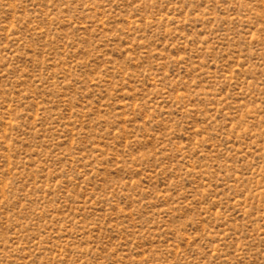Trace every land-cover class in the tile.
<instances>
[{"label": "rangeland", "instance_id": "1", "mask_svg": "<svg viewBox=\"0 0 264 264\" xmlns=\"http://www.w3.org/2000/svg\"><path fill=\"white\" fill-rule=\"evenodd\" d=\"M0 264H264V0H0Z\"/></svg>", "mask_w": 264, "mask_h": 264}]
</instances>
